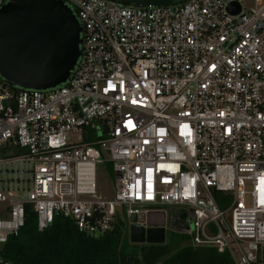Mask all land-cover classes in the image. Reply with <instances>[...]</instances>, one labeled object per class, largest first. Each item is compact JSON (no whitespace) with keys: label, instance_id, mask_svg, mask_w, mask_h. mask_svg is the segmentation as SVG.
I'll list each match as a JSON object with an SVG mask.
<instances>
[{"label":"built area","instance_id":"built-area-1","mask_svg":"<svg viewBox=\"0 0 264 264\" xmlns=\"http://www.w3.org/2000/svg\"><path fill=\"white\" fill-rule=\"evenodd\" d=\"M64 1L83 27L69 79L0 80V249L29 204L40 230L63 215L93 237L172 205L189 245L264 264V0Z\"/></svg>","mask_w":264,"mask_h":264},{"label":"water","instance_id":"water-1","mask_svg":"<svg viewBox=\"0 0 264 264\" xmlns=\"http://www.w3.org/2000/svg\"><path fill=\"white\" fill-rule=\"evenodd\" d=\"M123 5H179L189 0H111ZM232 11H239L230 7ZM83 27L64 0H9L0 6V75L20 88L47 89L67 81L81 54ZM160 214L161 221L152 220ZM165 212L128 222L133 243H164ZM176 219L173 220V223Z\"/></svg>","mask_w":264,"mask_h":264},{"label":"trees","instance_id":"trees-1","mask_svg":"<svg viewBox=\"0 0 264 264\" xmlns=\"http://www.w3.org/2000/svg\"><path fill=\"white\" fill-rule=\"evenodd\" d=\"M0 80L5 82L1 75ZM181 237L187 241L186 235ZM0 253L17 264H235L228 251L214 246L193 247L186 242L174 249L170 242L133 243L120 218L111 230L95 237L63 215L40 230L30 204L25 224L3 243Z\"/></svg>","mask_w":264,"mask_h":264},{"label":"rangeland","instance_id":"rangeland-1","mask_svg":"<svg viewBox=\"0 0 264 264\" xmlns=\"http://www.w3.org/2000/svg\"><path fill=\"white\" fill-rule=\"evenodd\" d=\"M16 173L17 170H14L12 167L9 168L8 172H5V176L11 178ZM98 178H99V189L101 193L111 196L114 194V183H115V173L112 170H109L107 164L99 165L98 171ZM166 210V240L165 242H170L173 248H177L182 244L186 243V240H183L181 236L186 235L187 232L184 223L185 220H191L189 217L188 212L185 208L180 206H172L168 205L165 207ZM120 219L124 221V223L128 227V216L125 213L120 214ZM176 219L177 221L173 223V220Z\"/></svg>","mask_w":264,"mask_h":264},{"label":"crops","instance_id":"crops-1","mask_svg":"<svg viewBox=\"0 0 264 264\" xmlns=\"http://www.w3.org/2000/svg\"><path fill=\"white\" fill-rule=\"evenodd\" d=\"M152 220L154 221H161L163 217L160 214H152Z\"/></svg>","mask_w":264,"mask_h":264}]
</instances>
